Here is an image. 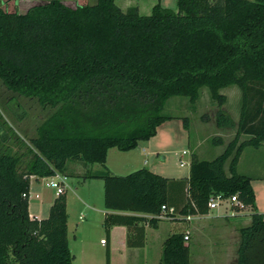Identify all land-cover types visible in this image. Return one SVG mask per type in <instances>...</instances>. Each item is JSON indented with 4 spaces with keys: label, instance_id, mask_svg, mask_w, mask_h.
I'll return each instance as SVG.
<instances>
[{
    "label": "trees",
    "instance_id": "obj_1",
    "mask_svg": "<svg viewBox=\"0 0 264 264\" xmlns=\"http://www.w3.org/2000/svg\"><path fill=\"white\" fill-rule=\"evenodd\" d=\"M71 1L0 8V82L49 109L27 141L0 114V264H72L64 191L45 217L28 214L30 177H66L74 174L71 163L86 167L76 175L102 180L110 211L102 220L104 264L111 226H125L126 245L141 247L143 226L162 220L161 206L170 220L205 214L214 195H235L250 209L234 264H264V214L255 211L250 178L236 172L243 148L264 140V0H176V10L157 2L147 15L113 0ZM230 85L239 90L235 122L221 109L220 90ZM202 87L216 104L215 125L233 129L218 155L191 154L179 179L145 167L108 170L109 148L128 151L148 140L170 117L161 114L168 97L192 103ZM93 164L100 169L92 172ZM184 235L162 240L158 264H189Z\"/></svg>",
    "mask_w": 264,
    "mask_h": 264
},
{
    "label": "rangeland",
    "instance_id": "obj_2",
    "mask_svg": "<svg viewBox=\"0 0 264 264\" xmlns=\"http://www.w3.org/2000/svg\"><path fill=\"white\" fill-rule=\"evenodd\" d=\"M40 1L42 0H0V8L23 12L28 6ZM162 1L165 3V0ZM75 2L91 4L94 0H75ZM144 2L146 3L147 0ZM66 3L73 5L71 0H66ZM171 6L172 10H176L175 6ZM220 92L225 95L221 109L235 122L238 115L239 90L236 86L230 85L222 88ZM216 109V104L210 100L205 87L200 88L199 98L192 103L186 97H168L161 114L170 117L157 126L156 133L148 140L147 147L142 141L138 143L139 148L135 150L136 164L133 166L127 164L121 169L118 168L122 160L115 157L113 153L122 154V152L113 148L111 150L113 152L108 154L106 165L115 175H124L145 167L164 177H186L191 154H195L200 159L210 160L219 154L233 137V129L215 125ZM48 112L49 109L41 108L34 99L19 96L6 89L0 82V114L15 134L24 141L33 136L35 125ZM183 118H186V124ZM242 139L244 136H239L238 141ZM141 148H144L143 152ZM149 151L153 152L149 153ZM182 151H185V154H182ZM180 161L183 162V166H179ZM99 169V164L92 165V172ZM236 170L238 173L254 178L264 175V140L258 148L243 149ZM49 181L50 178L43 180L39 187L46 195L53 197L54 189L46 186ZM64 183L67 241L68 249L73 256L72 264H101L104 262V248L100 246L99 240L104 239L105 236L101 213L103 210L102 180L70 174L66 176ZM44 204L45 201L36 200L32 194L29 199L30 213L34 214L33 211L39 206L43 211L42 216L45 217L46 205ZM241 212L233 217L198 219L197 230L189 231L187 228L186 235L189 234V237L185 239V243L189 246V264H234L239 229L249 223L248 210L242 209ZM161 219L164 220L156 229H148L147 232V246L144 251L148 259L147 264L157 263L161 242L171 227L169 221L175 220ZM188 219L183 218V221H193ZM172 226H174L172 230L178 231L176 225ZM138 263L140 261L136 264ZM114 264H119V261H114Z\"/></svg>",
    "mask_w": 264,
    "mask_h": 264
},
{
    "label": "crops",
    "instance_id": "obj_3",
    "mask_svg": "<svg viewBox=\"0 0 264 264\" xmlns=\"http://www.w3.org/2000/svg\"><path fill=\"white\" fill-rule=\"evenodd\" d=\"M113 1L116 4V6H118L121 10H124L125 8L131 7V6L136 7L137 12L140 15L149 14L151 7L157 2L163 8L172 9L171 5L175 6V8H176V0H165L164 1L165 3H163L162 0H147L146 3L144 2L145 0H113ZM78 4H80V3H78ZM148 140L142 141V142H144L143 144L145 147L148 146V142H149ZM139 142H141V141H138L136 146L131 150L119 151V152H122V154L113 153V155L115 157L121 158V160H122V162L118 165V168L121 169V168L125 167L127 164H130V166H133L136 164L137 155H135L136 154L135 150L137 148H139V145H138ZM260 145H261V143H260ZM112 149L113 148H109L107 150V153H106L105 166L107 168H108V165H106L107 157H108V154H111V152H113V151H111ZM141 151L143 152L144 148H141ZM152 152L153 151H149V153H152ZM242 152H243V150L241 151L240 155L242 154ZM240 155H239V157H240ZM215 156H213V157H215ZM239 157H238V160L236 163V167H237V164L239 161ZM141 163L145 164L144 161H141ZM137 165H139V164H137ZM69 167L74 174H81L83 172V170L86 169V167H83L77 163H71L69 165ZM73 167H74V169H73ZM91 168H92V165H91L90 169ZM108 169L110 170V172L112 171L111 168H108ZM236 172H237V170H236ZM111 173H113V172H111ZM243 175H245V174H243ZM248 177L250 178V186H251V189L253 192L255 211L258 213L264 214V175L256 176L255 178L251 177V176H248ZM47 178H50V177H34V176H31L29 179L28 214L30 217L33 216L35 218H43V216H42L43 211L40 209L39 206H37L35 208V210L33 211L34 214L30 213L29 199L32 196V194L34 195V198L36 200L45 201L44 205H46V215H47L48 207H49L51 201L53 200V198L55 197V196L51 197L49 195H46L44 190L39 187L41 182ZM166 178L179 179V178H175V177H166ZM252 179H255V180H252ZM244 210H248V214L250 213V209L248 206H245ZM106 212H110V211H106V210H104V208L101 211L103 216H104V213H106ZM111 212H115V211H111ZM117 213L147 216L144 214L132 213V212H117ZM222 213H223L222 209H217V210L211 209V210H207V212L205 214H189V215H187V216H189L188 220L192 219L193 221H188V222L183 221V218H185L184 216L177 215V216H175V220L173 219L174 221H169L171 224V227L168 229V231H169L168 234L173 233V232H181L183 234H187L188 233L187 228L189 229V231L197 230L196 227H197L198 219H202V218L203 219H206V218L212 219V217H219V216L225 217L222 215ZM241 213L242 212H240V214ZM163 220L164 219L158 221L154 227H149L147 225L143 226V228H144V243L141 247H128L126 245V240H125V238H126V227L125 226H122V225L111 226L109 229V239H108V251H109L108 261H109V264H114V261H119V264H136L138 261H140V263H138V264H147L148 259L144 255V251L146 250V246H147L148 229H156L158 227V225ZM167 220H170V219H167ZM172 225H176L178 228V231L172 230L173 229L172 227H174ZM187 237H189V234L187 235ZM103 242H104V239L100 238L99 244L102 248H104ZM82 250L84 253V250H85L84 246L82 247ZM101 264H104V262L103 263L101 262ZM156 264H158V260H157Z\"/></svg>",
    "mask_w": 264,
    "mask_h": 264
},
{
    "label": "built area",
    "instance_id": "obj_4",
    "mask_svg": "<svg viewBox=\"0 0 264 264\" xmlns=\"http://www.w3.org/2000/svg\"><path fill=\"white\" fill-rule=\"evenodd\" d=\"M182 154H185V151L181 152ZM179 166H183V162H179ZM50 181L48 183H46V186L54 189V193L55 195L62 193L63 191V187L65 185L64 181L66 179L65 176L62 175H58L55 174L54 176L50 177ZM207 210H211V209H222L223 216H229V217H233L236 214L240 213L242 211V209L245 208L244 205H242L241 203H239L236 199L235 195H230L227 197H221L219 195H214V196H210L207 200ZM236 207V208H233ZM161 210V215L159 216L160 218H166L169 219V217L164 216L165 215V208L163 206L160 207ZM186 219H188V216H185ZM264 219V217H263ZM183 239H187V235L185 234L183 236Z\"/></svg>",
    "mask_w": 264,
    "mask_h": 264
}]
</instances>
